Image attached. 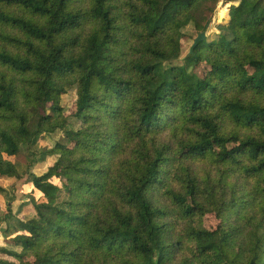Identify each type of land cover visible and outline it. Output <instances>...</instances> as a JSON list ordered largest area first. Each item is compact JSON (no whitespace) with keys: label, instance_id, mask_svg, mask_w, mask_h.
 <instances>
[{"label":"trees","instance_id":"obj_1","mask_svg":"<svg viewBox=\"0 0 264 264\" xmlns=\"http://www.w3.org/2000/svg\"><path fill=\"white\" fill-rule=\"evenodd\" d=\"M219 1L0 0V176L34 210L0 209V264H264V0L183 57Z\"/></svg>","mask_w":264,"mask_h":264},{"label":"rangeland","instance_id":"obj_2","mask_svg":"<svg viewBox=\"0 0 264 264\" xmlns=\"http://www.w3.org/2000/svg\"><path fill=\"white\" fill-rule=\"evenodd\" d=\"M240 0H220L218 6L212 16V21L210 28L207 30V37H213L216 33H218L217 26L219 24H227L230 20V8L232 5H238ZM227 11V15L225 18L222 17V13ZM186 36L183 39V57H185L192 45L194 44L195 39L198 34L194 31L192 27L188 28L186 31ZM76 89H72L68 92L67 95L63 96L62 106L64 108V112L67 116L72 117L76 113ZM62 133L54 134L52 137L44 138L39 143L40 148H50L54 145L56 141L64 140ZM55 161V158H49L46 162L39 163L33 169L34 173L37 175H42L47 172L48 167ZM17 162L20 165V169L23 171L25 169V165L27 164L25 158L21 157L17 159ZM0 186L7 189L10 196H6L0 194V209L3 214L8 213V204L9 198L13 197L15 201L12 203V210L14 214H18L20 218H27V216H31L34 213L32 206H25L21 209V205L23 203H27L30 201V195L32 189L28 184L25 183V179L16 180L10 179L0 176ZM219 221L216 219L214 215H209L206 218V225L210 229H215L218 225ZM6 227L5 223H0V258L2 257L1 249L9 248L5 237L3 236L4 229Z\"/></svg>","mask_w":264,"mask_h":264},{"label":"water","instance_id":"obj_3","mask_svg":"<svg viewBox=\"0 0 264 264\" xmlns=\"http://www.w3.org/2000/svg\"><path fill=\"white\" fill-rule=\"evenodd\" d=\"M212 23L210 22L207 27H206V30L200 34H198L197 38L195 39L194 41V44L192 45L191 49H190V53L193 52V50L195 49L196 46H198L201 42H203L206 37H207V30L210 28V25Z\"/></svg>","mask_w":264,"mask_h":264},{"label":"bare ground","instance_id":"obj_4","mask_svg":"<svg viewBox=\"0 0 264 264\" xmlns=\"http://www.w3.org/2000/svg\"><path fill=\"white\" fill-rule=\"evenodd\" d=\"M226 15H227V11H225V12L222 13V17H223V18H225Z\"/></svg>","mask_w":264,"mask_h":264}]
</instances>
